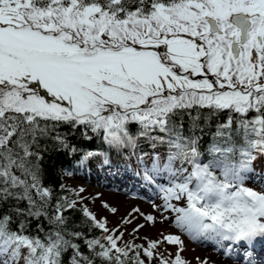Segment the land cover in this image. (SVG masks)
<instances>
[{
  "label": "snow or ice",
  "instance_id": "obj_1",
  "mask_svg": "<svg viewBox=\"0 0 264 264\" xmlns=\"http://www.w3.org/2000/svg\"><path fill=\"white\" fill-rule=\"evenodd\" d=\"M77 136L108 147L81 165L134 160L189 237L264 239V187L246 184L264 161V0H0V264H168L87 207L86 229L71 221L84 190L57 196L44 160Z\"/></svg>",
  "mask_w": 264,
  "mask_h": 264
},
{
  "label": "rangeland",
  "instance_id": "obj_2",
  "mask_svg": "<svg viewBox=\"0 0 264 264\" xmlns=\"http://www.w3.org/2000/svg\"><path fill=\"white\" fill-rule=\"evenodd\" d=\"M138 172L140 170L136 165L131 164L93 166L84 173L77 172L67 175L63 178V183L74 194H77L79 189L82 188L84 191L79 192V196L83 197V200L79 204L87 207L96 215L98 220L104 222L106 218V227L110 230L118 229L116 235L123 232L124 241L140 244L144 247H147L150 241H160L155 251L163 254L167 258L168 264H173L177 253L181 257L182 264H201L202 261L210 264L211 262L208 261L207 256L200 249H208L213 254L224 253L223 249L215 252L211 248L212 244L207 243L209 238L203 237L206 241L200 242L176 228L174 226V213H165L164 215H167L169 219H163L161 213L153 208L154 203L163 204L162 194L157 187H154L155 185L147 184L143 179L142 172L139 175ZM257 172L259 175L246 181V184L248 187L260 190L261 187H264V165L262 170ZM258 178H262V181L257 180ZM159 182L166 183L162 179ZM105 203L112 208H116L117 212L112 213L109 211L108 208L103 206ZM173 203L176 202L173 201ZM134 209H139V213L133 212ZM130 213L134 218L133 223L125 224L124 220L129 218ZM140 213L154 216L155 222L145 221L144 216ZM137 224H144L145 226L139 229L138 232L133 233V228ZM170 234L178 236L182 244H170L165 241L164 237ZM118 243L122 246L123 242L118 241ZM226 256H224V261L221 260V262L224 264H238L229 260ZM211 258L209 260H216L213 256ZM154 263L159 264V259L154 260Z\"/></svg>",
  "mask_w": 264,
  "mask_h": 264
},
{
  "label": "trees",
  "instance_id": "obj_3",
  "mask_svg": "<svg viewBox=\"0 0 264 264\" xmlns=\"http://www.w3.org/2000/svg\"><path fill=\"white\" fill-rule=\"evenodd\" d=\"M133 130L135 131V126H133ZM62 131H66V129H62ZM72 143L75 144L80 151L74 154H68L66 152H56L52 151V144L48 143L47 147L49 148V151L45 153V160H44V167L46 169V179L45 183L48 186H51L55 194L57 196H67L69 199H78V196L70 191L67 187V191L61 190L60 185L63 183V178L67 176V172L77 173L81 172L83 170H86V168H90V166L94 165H101L104 163V156H98L93 157L89 161H86L83 165L79 163V160L84 154V151L86 150H92V151H98V152H105L108 150L107 145L103 144L101 139L93 138L92 140H84L82 137H75L72 138ZM147 147V145H145ZM111 156L112 162L110 164H107L109 166L111 165H123V164H131L135 165V161H124L123 159H117L112 153H109ZM264 165V161H258L256 163V170H262V166ZM83 208L82 205L78 204L76 210L71 211L69 213L71 221L78 226V230L86 229V225H84V216L82 214L81 209ZM102 234L101 229H92L88 232L89 237L93 236H100ZM82 243V242H81ZM85 252H87V249L84 248ZM71 251L69 250L68 253H66L63 257L64 264H68V261L70 260ZM22 264V262H21ZM156 264V263H154Z\"/></svg>",
  "mask_w": 264,
  "mask_h": 264
},
{
  "label": "bare ground",
  "instance_id": "obj_4",
  "mask_svg": "<svg viewBox=\"0 0 264 264\" xmlns=\"http://www.w3.org/2000/svg\"><path fill=\"white\" fill-rule=\"evenodd\" d=\"M198 241L200 242H205L206 239H204L203 237H200V238H196ZM198 248V247H197ZM201 251L204 252L205 256H207L208 258V261L211 262L210 264H224L222 261H224V256L227 255V252L224 251V253H216V254H213L212 252H210L208 249H200ZM258 250H253V253L257 252ZM211 256L215 257L216 260H209V259H212Z\"/></svg>",
  "mask_w": 264,
  "mask_h": 264
}]
</instances>
